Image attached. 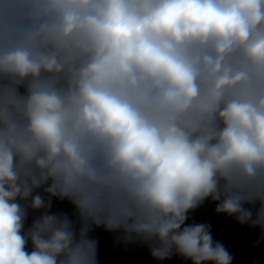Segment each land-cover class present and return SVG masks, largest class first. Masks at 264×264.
<instances>
[{"label": "clouds", "instance_id": "9594fccd", "mask_svg": "<svg viewBox=\"0 0 264 264\" xmlns=\"http://www.w3.org/2000/svg\"><path fill=\"white\" fill-rule=\"evenodd\" d=\"M209 200L264 240V0H0V264H233Z\"/></svg>", "mask_w": 264, "mask_h": 264}]
</instances>
